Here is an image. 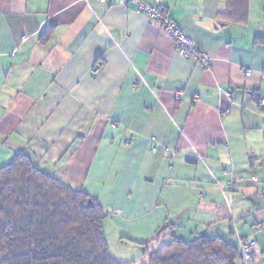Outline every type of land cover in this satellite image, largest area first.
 Listing matches in <instances>:
<instances>
[{"label": "crops", "instance_id": "0c3cea01", "mask_svg": "<svg viewBox=\"0 0 264 264\" xmlns=\"http://www.w3.org/2000/svg\"><path fill=\"white\" fill-rule=\"evenodd\" d=\"M147 2L210 69L112 0H0V168L27 154L96 200L119 261L205 235L264 264V0Z\"/></svg>", "mask_w": 264, "mask_h": 264}, {"label": "trees", "instance_id": "16d2710c", "mask_svg": "<svg viewBox=\"0 0 264 264\" xmlns=\"http://www.w3.org/2000/svg\"><path fill=\"white\" fill-rule=\"evenodd\" d=\"M107 215L89 195L42 172L27 154H17L0 168V264H137L110 254L103 232ZM167 230L159 229L153 240ZM239 259L232 240L165 235L155 250H145L140 264H236Z\"/></svg>", "mask_w": 264, "mask_h": 264}, {"label": "built area", "instance_id": "2783aa9c", "mask_svg": "<svg viewBox=\"0 0 264 264\" xmlns=\"http://www.w3.org/2000/svg\"><path fill=\"white\" fill-rule=\"evenodd\" d=\"M96 1L104 3L106 0ZM112 2L124 7H133L137 14L143 15L147 19L150 26H157L163 30V32L172 40L179 56L193 59L205 70L210 69V56L199 52L192 42L183 35V33L157 5L150 4L147 0H112ZM11 57H14V54H11ZM98 70L99 65L97 64L91 68V74L96 75ZM225 95L229 96L227 93ZM260 108L264 111V100H261ZM219 112L221 115L226 113L223 110H220ZM261 227H264V225H261ZM237 246L243 264H249L255 260L256 254L254 249L256 243L254 241H244L239 238Z\"/></svg>", "mask_w": 264, "mask_h": 264}]
</instances>
